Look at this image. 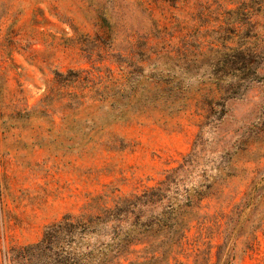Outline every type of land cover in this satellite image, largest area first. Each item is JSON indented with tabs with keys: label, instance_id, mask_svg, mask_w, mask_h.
<instances>
[{
	"label": "rangeland",
	"instance_id": "rangeland-1",
	"mask_svg": "<svg viewBox=\"0 0 264 264\" xmlns=\"http://www.w3.org/2000/svg\"><path fill=\"white\" fill-rule=\"evenodd\" d=\"M245 33L264 47V0H0V264L65 214L157 186L194 144L178 189L209 187L160 264H264V68L200 127L215 51Z\"/></svg>",
	"mask_w": 264,
	"mask_h": 264
},
{
	"label": "trees",
	"instance_id": "trees-1",
	"mask_svg": "<svg viewBox=\"0 0 264 264\" xmlns=\"http://www.w3.org/2000/svg\"><path fill=\"white\" fill-rule=\"evenodd\" d=\"M241 37L233 47L215 51L209 77L221 96L209 99L210 110L200 127L217 122L228 98L242 95L251 83L262 79L258 70L264 68V47L256 51L251 36L245 33ZM196 146L157 186L120 198L112 207H103L96 213L65 214L47 225L37 242L14 251V264H113L136 243L147 244V255L138 264L163 263L189 223L197 218L196 208L209 187V183L203 189L201 184L193 183L183 192L178 189L183 180L179 173H185L201 159ZM230 157L231 154L227 162ZM214 169L218 170V166ZM205 174L204 169L200 174L204 181L216 177Z\"/></svg>",
	"mask_w": 264,
	"mask_h": 264
}]
</instances>
